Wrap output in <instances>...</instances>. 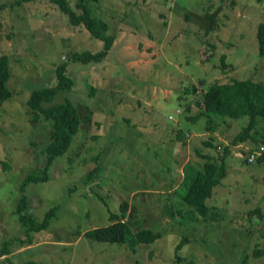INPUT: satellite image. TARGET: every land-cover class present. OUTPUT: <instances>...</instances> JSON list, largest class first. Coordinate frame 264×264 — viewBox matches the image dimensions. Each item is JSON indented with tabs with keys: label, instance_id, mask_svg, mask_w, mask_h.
<instances>
[{
	"label": "rangeland",
	"instance_id": "374dc122",
	"mask_svg": "<svg viewBox=\"0 0 264 264\" xmlns=\"http://www.w3.org/2000/svg\"><path fill=\"white\" fill-rule=\"evenodd\" d=\"M74 2L66 0L70 8ZM89 7L117 39L103 62L82 65L69 55L98 52L102 43L72 29L55 4L0 0V55L11 92L0 104V264H264V161H245L247 147L264 136V118L254 139L226 156L225 177L205 200L207 218H189L182 201L193 168L204 162L195 152L219 160L247 123L246 115L218 116L212 131L203 116L190 123L198 92L230 78L264 83L255 37L264 0H99ZM222 55L232 70L221 71ZM63 62L73 83L52 102L75 103L78 130L47 179L21 192L25 176L42 174L52 133V119L34 120L26 99L55 85ZM22 193L36 221L57 206L47 228L29 236L14 213ZM123 200V222L133 232L160 233L157 241L131 250L82 236L108 226L107 208L118 212ZM29 238L22 248L17 239Z\"/></svg>",
	"mask_w": 264,
	"mask_h": 264
},
{
	"label": "trees",
	"instance_id": "16d2710c",
	"mask_svg": "<svg viewBox=\"0 0 264 264\" xmlns=\"http://www.w3.org/2000/svg\"><path fill=\"white\" fill-rule=\"evenodd\" d=\"M98 1L75 0L73 8H70L66 0H49L66 17L72 29L81 28L86 31L90 38L102 43L101 49L98 52L90 53L88 51H82L71 54L68 57V62L82 65L101 63L107 58L115 44L117 37L113 33H108V23L91 14L89 4ZM255 37L257 54L264 56V22L257 24ZM225 60V55H222L219 66L221 71L232 70V67ZM66 65L67 63L63 62L56 67L55 77L57 81L55 85L34 89L26 99L28 107L32 110L34 120L40 117L52 119V133L50 140L44 148L45 162L43 164L42 174H29L25 176L20 186L21 192L24 191V187L28 182H39L47 179L49 169L56 162L57 158L67 150L73 136L78 130L79 117L75 103L68 99L60 102H52L58 90L69 89L72 86V80L65 75ZM8 69L7 58L5 55H0V104L11 95V92L6 87V82L9 78ZM188 92L189 90L185 91V93ZM190 93L195 94V89L192 88ZM193 104L194 112L192 115H187L186 119L190 123H193L198 117L203 116L209 131L214 130V120L218 116H247V123L233 136L230 143L223 148V153L219 160L212 155L195 152L204 162L201 163L199 168H193L195 173L188 184L182 201L189 206L188 212H186L189 218L198 220L205 219L209 215V207L205 200L211 197L213 188L219 185L225 177V158L231 153L232 147L254 139L253 132L257 119L264 118V83L251 79L240 80L233 78L224 82L214 81L207 88L198 92ZM188 109L189 104L186 105V110ZM203 144L210 145L208 141L203 142ZM258 144L264 146V136L259 138ZM249 149H254V147H250ZM254 161H264V150ZM27 204V196L22 193L17 201V206L14 208V213L17 214L18 221L24 228L25 235L29 236L32 233H37L47 228L50 220L55 216L57 206L47 210L41 221H36L32 218L31 214L26 212ZM128 207V201L123 200L118 212L107 208L110 224L105 227L88 230L82 236L95 242L127 245L131 250H135V247L140 244L151 245L157 241L161 236L160 233H152L149 230L143 229H137L133 232L131 227L126 222H123ZM252 212L257 214V208L248 212V214L250 215ZM73 236L76 239L79 233L75 232ZM17 240L23 245L22 248L31 245L30 238L27 241ZM185 242L187 243V239H182L176 245L175 253L181 250ZM261 254L259 250L253 251L254 257L260 256ZM175 257L176 262L181 263L182 259L177 254ZM29 264L35 263L31 262ZM190 264L192 263L190 262Z\"/></svg>",
	"mask_w": 264,
	"mask_h": 264
},
{
	"label": "built area",
	"instance_id": "2783aa9c",
	"mask_svg": "<svg viewBox=\"0 0 264 264\" xmlns=\"http://www.w3.org/2000/svg\"><path fill=\"white\" fill-rule=\"evenodd\" d=\"M176 112H179V109L176 110ZM170 118H172V115H169ZM264 150V146L263 145H259V146H255L254 149H246V155H245V160L246 163L250 164L253 163V161L255 160V158L257 156H259L262 151Z\"/></svg>",
	"mask_w": 264,
	"mask_h": 264
},
{
	"label": "crops",
	"instance_id": "0c3cea01",
	"mask_svg": "<svg viewBox=\"0 0 264 264\" xmlns=\"http://www.w3.org/2000/svg\"><path fill=\"white\" fill-rule=\"evenodd\" d=\"M250 147H255V146H249V148H250ZM247 148H248V147H247ZM198 164H199V163L197 162L196 165H198ZM215 189H216V188L214 187V188H213V191H214ZM182 198H183V197H182ZM183 211H184V212H185V211L188 212V209H187V210H183ZM186 214H187V213H186Z\"/></svg>",
	"mask_w": 264,
	"mask_h": 264
}]
</instances>
